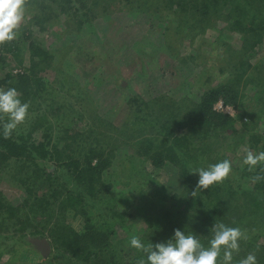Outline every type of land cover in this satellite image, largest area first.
<instances>
[{
  "label": "rangeland",
  "instance_id": "1",
  "mask_svg": "<svg viewBox=\"0 0 264 264\" xmlns=\"http://www.w3.org/2000/svg\"><path fill=\"white\" fill-rule=\"evenodd\" d=\"M160 1L163 0H48L45 2L46 20L41 25L44 29L35 27L31 20L33 12L27 8L17 37L21 43L18 54L0 49V79L8 73L17 76L28 72L39 79L29 82V90L35 93V81L43 84L42 92L36 96L31 95L32 98L25 101L20 96L30 108L26 121L15 130L16 134L33 144L49 143L45 142L49 134L46 138L51 139L49 147L53 144L59 147L64 153L62 159L66 157L62 161L72 157L84 164L90 151L95 149L109 162L103 170L106 185L109 186L112 179L125 183L123 166L130 161L136 163L137 159L132 146H141L149 134L125 127L130 112L128 101L139 96L146 102L155 101L153 110L162 108L173 114L179 109L184 111L187 98L196 100L206 88L221 84L226 77L219 72V68L226 65L220 58L224 52L215 47L227 46L224 57H232L236 50L239 54L242 48L241 35L216 17L210 18L205 32L200 17L190 27L173 31L178 28L175 16L180 11L175 5L169 14L168 7L164 10V22H157L153 15ZM166 28H171L168 33H178L172 43H169ZM25 30L33 31L30 41L49 54L48 61H39L37 69H30L33 52L29 41H24ZM245 54L253 64L264 63V42L254 49L244 48L241 55L245 58ZM16 83L14 81L13 85ZM254 85L253 80V87L247 86L244 92L255 99L258 94L253 93ZM167 104L169 108H165ZM250 109L253 115H245ZM153 110L146 112L148 124L154 121L155 117H150ZM215 110L235 119L237 133H230L228 137L233 151L225 152L222 135L214 141L211 139L204 151L223 146L220 155L227 154L236 165H243L245 154L252 149L237 143L241 136L248 137L250 133L264 137V96L239 110L222 102ZM258 111H262L263 116L257 121ZM38 120L42 126L33 130ZM72 127L81 131L79 142L75 136L62 140L69 136L66 129ZM181 128L178 127V135L185 132ZM232 141L235 144H231ZM31 160L6 162L0 168V200L11 203L16 215L0 228V264H82L64 241L56 242L50 237V230L58 220L59 224L65 223L75 231L103 224L110 251L117 255L116 259L129 262V240L138 234L137 224L144 225L140 222L143 212L139 210L146 199L139 194L135 196L133 189L123 182L108 188L106 192L112 197L106 194L105 198H90L86 188L61 165L62 161ZM92 161L95 164L97 160ZM147 166L149 175L152 167L149 163ZM157 172V182L165 188L170 206L177 202L172 197L182 192L177 170L168 167ZM46 174H52L50 181ZM144 190L151 197L155 188L151 184ZM78 191L85 198L82 206L73 204L79 213L71 208L66 215L58 216L63 197L76 195ZM34 199L56 203L54 211L45 210L40 203L32 207ZM261 217L264 220V214ZM32 233L36 235L31 237ZM38 238H45L50 244V252L45 257L35 245L26 243L28 239ZM259 243L264 244V238Z\"/></svg>",
  "mask_w": 264,
  "mask_h": 264
},
{
  "label": "trees",
  "instance_id": "2",
  "mask_svg": "<svg viewBox=\"0 0 264 264\" xmlns=\"http://www.w3.org/2000/svg\"><path fill=\"white\" fill-rule=\"evenodd\" d=\"M46 1L48 0H27L28 9L30 8L33 12L31 20H33L35 27L44 29L41 25L46 20ZM175 5L180 7V11L175 16L177 17L176 26L178 28L173 29V31L181 30V27H190L200 17L203 32H205V28L210 26L208 24L210 18L216 17L218 21H225L228 28L241 35L242 48L239 54L236 50L232 57H224L228 51L227 46L215 47V50L220 51L222 49L224 52L223 57L220 58L225 60L226 65H223V68L220 67L219 72L226 77L221 84L206 88L196 100L187 98L188 103L185 104V112L182 109H179L175 114L171 113V110L162 108L153 110L152 105L155 101L146 102L139 96L132 97L128 101L130 112L125 119V127L131 130L136 129L143 135L147 132L149 134H147V140L142 141L141 146L137 148L132 146L134 156L137 159L136 163L130 161L127 166H123L125 170V174H123L127 178L125 183L120 179H112L111 181L108 179L107 182L110 181V184L109 186L106 185L103 170L109 162H106L95 149L90 151L91 155L84 164L76 162L72 157H68L67 161H62L66 157L62 159L64 153L59 147L56 144L49 147L51 139H46L49 134L45 136V142L48 141L49 143L38 144L30 143L22 135H17L15 131L7 139L0 134V168L6 162H20V160L62 161L61 165L68 168L71 176L86 188L90 198L96 199L105 198L106 194L109 197L110 194L108 195L106 192L108 188H111V185L113 188L118 182H123L125 186H129L137 192L140 191L139 193L132 191L135 196L139 194L142 199H146L139 210V212H143L140 222L144 225L137 224L136 227L139 230L136 232L137 235L145 243H163L173 235L175 229H180L200 236L201 242L206 244L210 236L209 230L217 220V222H222L230 227L241 228L246 231L249 237L246 241L241 242L240 252L238 255L234 254L233 264H238L239 259L249 253L256 255L258 264H264V244L259 243L264 238V220L261 217L264 214V179L253 182V177L256 175L264 177V171H261L260 167L249 170L245 165H236L233 160H230L229 155H220L223 146L225 152L231 153L233 151V147L229 146L231 139L228 137L230 133H237V129L234 127V118L215 110L219 102H222L224 106L239 110L241 107L254 104V101L264 96V63L253 64L247 58V54H245V58L241 55L244 48L254 49L264 42V0H163L156 3V14L153 15L157 18L156 21L164 22L163 14L166 7H168L167 13L169 14L172 12L170 9H173ZM170 30L171 28H166V33ZM32 33L33 31L25 30L23 36L24 41H29L30 49L33 52L31 70L40 67L39 61L46 63L49 59V54L45 49L40 48L33 40L30 41ZM176 34L178 33H168L169 43L171 40L174 41ZM20 44V41L16 39L9 44L0 46V49L18 54ZM35 79H37L35 75L31 76L28 72L17 76L8 73L0 79V88H16L25 101V99L32 98V96L42 92L43 84L40 81L39 83L35 81V93L28 89L29 82ZM253 80L255 81L253 93L258 94V98L255 99L248 97L244 92V88L247 86L253 87ZM14 81L17 82L16 85H13ZM169 106L167 104L165 108H169ZM150 109L153 110L150 117L155 118L148 124L149 117L147 119L148 114L146 112ZM248 111L244 114L251 116L253 111L251 109ZM261 112L258 111L257 121L259 118L261 119L260 116H263ZM254 119H256L255 116ZM40 126H42L40 120L35 121L33 130L40 128ZM180 126L185 131L182 135L177 134ZM66 133H69V136L62 140L73 139L74 136L77 142L81 140V131L74 127L66 129ZM220 135L224 137L222 142L225 145L217 149L214 148V151L211 149L204 151L206 144L211 143V139L214 141ZM231 144L235 143L232 141ZM237 144L239 146L247 145L255 152L264 151V137L258 133H250L248 137L241 136V141ZM260 145L262 147H259ZM129 158L133 159L134 157L130 156ZM107 159L109 160V157ZM223 159L232 161L230 177L222 184L211 186L209 189L198 190L196 196L193 197L191 194L197 190L199 177L198 174L190 173L191 170L200 167L207 168L209 164H214ZM92 160L97 161L93 164ZM148 163L152 167L149 175L147 173ZM168 167L177 170L182 189L181 193L172 197V200L177 202L171 203L170 206H168L165 188L157 182L156 178L159 173L157 171ZM51 175H45L47 181L51 180ZM151 184L155 191L151 197H148V192H144V189ZM110 197L112 196L110 195ZM84 202V194H81L80 191L76 195L69 194L63 197L58 216L66 215L65 213L71 208L79 213L73 204L76 203L75 205L78 207L82 206ZM38 203L45 210L52 208V212L56 205V203L50 204V202L46 203L45 200L34 199L32 207L40 206ZM81 212L85 213V211ZM113 212L115 214L116 211L113 210ZM15 217V209L11 203L0 200V228L8 225L6 223ZM58 222L50 230V237L56 242L58 240L64 241L63 244L68 246L73 253H81L74 255L79 257V261L81 259L82 264H138V261L143 257L142 253L135 250L133 252L129 247L128 251L131 252L128 256L129 262L124 263L122 260L116 259L117 255L108 248V234L104 231L103 224L97 227L88 225L82 231H75L67 224H59ZM189 226L192 228L189 229ZM35 235L32 233L31 237ZM26 243L31 244L29 239Z\"/></svg>",
  "mask_w": 264,
  "mask_h": 264
},
{
  "label": "clouds",
  "instance_id": "3",
  "mask_svg": "<svg viewBox=\"0 0 264 264\" xmlns=\"http://www.w3.org/2000/svg\"><path fill=\"white\" fill-rule=\"evenodd\" d=\"M27 8V0H0V46L17 39ZM29 108V103L21 100L16 88H0V134L4 138H10L26 121ZM242 163L249 170L260 167L264 171V151H247ZM190 173L199 177L197 190L191 194L194 197L198 190L224 183L232 173V161L223 159L209 164L207 168L192 169ZM261 179L264 177L256 175L253 182ZM209 231L206 244L192 232L175 229L173 235L163 243H145L139 236L133 235L129 247L143 254L138 264H233L234 254H239L241 242L249 239L246 231L217 220ZM238 264H258L257 257L249 253L239 259Z\"/></svg>",
  "mask_w": 264,
  "mask_h": 264
},
{
  "label": "water",
  "instance_id": "4",
  "mask_svg": "<svg viewBox=\"0 0 264 264\" xmlns=\"http://www.w3.org/2000/svg\"><path fill=\"white\" fill-rule=\"evenodd\" d=\"M30 242L32 245H35L37 250L45 257L50 252V244L49 242L43 238V239H30Z\"/></svg>",
  "mask_w": 264,
  "mask_h": 264
}]
</instances>
